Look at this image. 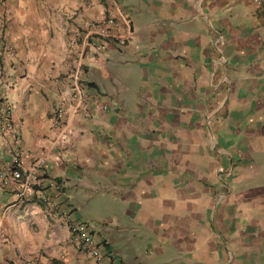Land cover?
Segmentation results:
<instances>
[{"label":"crops","instance_id":"obj_1","mask_svg":"<svg viewBox=\"0 0 264 264\" xmlns=\"http://www.w3.org/2000/svg\"><path fill=\"white\" fill-rule=\"evenodd\" d=\"M108 15L123 45L69 49ZM0 43V264H93L76 221L111 264H264V0H1Z\"/></svg>","mask_w":264,"mask_h":264},{"label":"built area","instance_id":"obj_2","mask_svg":"<svg viewBox=\"0 0 264 264\" xmlns=\"http://www.w3.org/2000/svg\"><path fill=\"white\" fill-rule=\"evenodd\" d=\"M1 1V0H0ZM260 0H253L254 3H259ZM128 26V21H125ZM118 23L112 16H104L99 23L84 21L79 28H73L67 37V46L71 51H91L98 53L104 49L106 43L112 42L117 46L124 44L126 37L117 32ZM1 48V43H0ZM69 100L72 103L74 111H81L84 115H89L90 108H86V94L83 88L80 86L78 80L70 86ZM94 108L100 107L95 103ZM9 105L5 103L0 104V131L6 132L14 141V147L9 151L11 173L10 179L16 182L20 187L19 195H24L30 192V186L28 182L21 179L20 168L22 166V157L18 149L19 137L16 134V129L9 119ZM64 118V106L62 103L56 105L54 110V126L58 128V136L56 138L57 143H63L68 139V136L63 129ZM7 182V179L2 181ZM55 181H48L49 187H55ZM40 200L46 204L50 209L55 207L53 201L46 196L41 197ZM64 218H68L67 214L63 215ZM69 232L76 236L79 242L85 246L88 254L92 258L93 264H111L112 260L107 256H104L98 249V245L94 243L92 238V228L87 222L76 221L68 224Z\"/></svg>","mask_w":264,"mask_h":264},{"label":"rangeland","instance_id":"obj_3","mask_svg":"<svg viewBox=\"0 0 264 264\" xmlns=\"http://www.w3.org/2000/svg\"><path fill=\"white\" fill-rule=\"evenodd\" d=\"M133 79H134V77H133ZM95 223H93L92 225H94Z\"/></svg>","mask_w":264,"mask_h":264},{"label":"trees","instance_id":"obj_4","mask_svg":"<svg viewBox=\"0 0 264 264\" xmlns=\"http://www.w3.org/2000/svg\"><path fill=\"white\" fill-rule=\"evenodd\" d=\"M55 182H58L57 180H55Z\"/></svg>","mask_w":264,"mask_h":264}]
</instances>
